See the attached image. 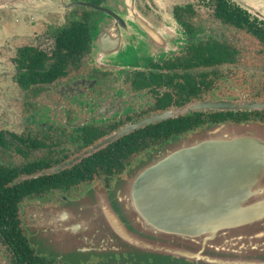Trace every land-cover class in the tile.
Returning <instances> with one entry per match:
<instances>
[{
  "label": "flooded vegetation",
  "instance_id": "1",
  "mask_svg": "<svg viewBox=\"0 0 264 264\" xmlns=\"http://www.w3.org/2000/svg\"><path fill=\"white\" fill-rule=\"evenodd\" d=\"M123 1L0 10V76L15 100L0 105V264H264V211L216 234H172L168 254L117 232L147 242L120 192L165 141L210 125L264 126V107L251 108L264 104V16L252 0H129L126 12ZM77 23L88 26L86 50L56 78L20 83L22 51L51 58L57 34ZM213 47L226 57L207 66ZM246 54L263 64H244ZM204 103L240 108L181 112Z\"/></svg>",
  "mask_w": 264,
  "mask_h": 264
},
{
  "label": "water",
  "instance_id": "2",
  "mask_svg": "<svg viewBox=\"0 0 264 264\" xmlns=\"http://www.w3.org/2000/svg\"><path fill=\"white\" fill-rule=\"evenodd\" d=\"M66 0H0V9L24 7L34 3L61 7L87 6ZM60 6V5H59ZM125 12V5L122 6ZM263 18L261 14H257ZM116 18V17H115ZM117 25L122 19L116 18ZM153 39L151 29L138 23ZM105 38L101 39V49ZM264 107L257 104L251 108ZM210 108L238 110V104L204 103L181 112ZM242 107L241 109H243ZM170 117L159 115L136 127ZM129 129H124L122 135ZM132 213V226L145 234L146 241L134 238L115 222L117 232L130 245L168 254L175 250L171 235L199 238L239 224L245 217L264 211V126L257 124L214 125L190 137L173 138L164 143L134 173L120 192ZM251 202V203H250ZM167 241L169 242L168 244Z\"/></svg>",
  "mask_w": 264,
  "mask_h": 264
},
{
  "label": "trees",
  "instance_id": "3",
  "mask_svg": "<svg viewBox=\"0 0 264 264\" xmlns=\"http://www.w3.org/2000/svg\"><path fill=\"white\" fill-rule=\"evenodd\" d=\"M219 6L223 7L222 4H220ZM75 25L77 26H74V28L62 30L57 34V37L55 39L56 50L51 58H47L44 53L39 52L35 49H25L24 51H22L24 55V63L21 67L25 69V72L22 80H20V83L27 82V84L32 83L33 85H35L54 79L58 75L63 73L62 70L65 68L67 62L70 59L76 57L77 55H81L86 50V32H88L89 30L88 26L85 23H77ZM258 36L262 37L261 30L258 31ZM210 56L211 63L207 64V66L216 65L220 61V59L226 57L225 54L221 53L218 47L212 48ZM211 126L214 125H210L208 127ZM173 138L179 137H172L170 140H167L164 143L170 142Z\"/></svg>",
  "mask_w": 264,
  "mask_h": 264
},
{
  "label": "rangeland",
  "instance_id": "4",
  "mask_svg": "<svg viewBox=\"0 0 264 264\" xmlns=\"http://www.w3.org/2000/svg\"><path fill=\"white\" fill-rule=\"evenodd\" d=\"M66 1L68 2V0H66ZM66 1H63V4H64V2L67 3ZM237 1H239V0H237ZM123 2H125L124 5H125V8L127 9V11H130L131 10V6L129 5V0H124ZM251 5L255 8L254 11L260 12L264 16V1L252 0V4ZM15 6H13L12 8H3V9H13V10L14 9H19V11L26 12V10H24V9L27 7V5H24V7H19V8H16ZM55 7L57 9H60V8L62 9L61 4H59V3L56 4ZM242 37L243 36H240V38H242ZM245 41H252V40L250 38H247ZM254 50H255V48L252 49V52H254ZM246 55H248V56L246 58H243V63L244 64H246L247 62H252V64H257V65H262L263 64L262 59H257L256 57H255V60L252 59L256 55H254V54H252L251 56L249 54H246ZM140 58L142 60H144V59H146V55H144V56L142 55V57H140ZM131 59H132L131 60L132 64L137 63L135 57H132ZM0 83L4 84V86H2V87H1L2 84L0 85V87H1L0 88V93L3 92L2 94H0V95H2V96H0V105L2 104L3 106H7V105H4V103H9V106H10V104H13L15 102V100L12 98L13 95L4 91V89L7 86V84H6V81L4 82L2 80L1 76H0Z\"/></svg>",
  "mask_w": 264,
  "mask_h": 264
},
{
  "label": "crops",
  "instance_id": "5",
  "mask_svg": "<svg viewBox=\"0 0 264 264\" xmlns=\"http://www.w3.org/2000/svg\"><path fill=\"white\" fill-rule=\"evenodd\" d=\"M28 6H31V7H35L36 10H38L39 12L41 11H44V10H48V11H51V10H55L56 7L54 6H49V4H44V3H32V4H29Z\"/></svg>",
  "mask_w": 264,
  "mask_h": 264
}]
</instances>
